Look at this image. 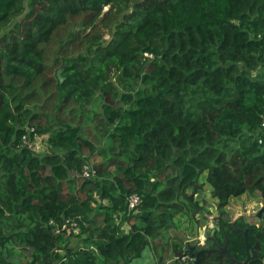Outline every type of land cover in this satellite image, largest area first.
Segmentation results:
<instances>
[{"label":"trees","instance_id":"1","mask_svg":"<svg viewBox=\"0 0 264 264\" xmlns=\"http://www.w3.org/2000/svg\"><path fill=\"white\" fill-rule=\"evenodd\" d=\"M52 90L57 109L74 102L97 131L30 107ZM37 135L45 150L30 146ZM204 173L217 226L184 249L165 233L205 211ZM245 194L264 204V0H0V257L22 246L28 264H130L149 247L165 264L166 238L179 263L199 252L200 264L244 262L249 242V264H264V211L257 225L227 210ZM75 230L83 246L52 255Z\"/></svg>","mask_w":264,"mask_h":264},{"label":"rangeland","instance_id":"2","mask_svg":"<svg viewBox=\"0 0 264 264\" xmlns=\"http://www.w3.org/2000/svg\"><path fill=\"white\" fill-rule=\"evenodd\" d=\"M130 12L131 11H129L128 8L120 9L115 14L111 15V17H113L112 20L107 24L105 30H103V32H105L106 41L111 40L114 29L124 23L125 17H127ZM59 69L60 68H57V71ZM57 101L58 93L56 90H52L48 93H41L37 100L30 103V107H32L36 112L53 116V119L58 124V126L60 125L61 128L68 126L79 128L86 127L85 132L92 131L95 133L97 131L95 128L97 122L94 120L92 115L80 112L78 105L72 101H69L60 109H57ZM89 110L92 113L96 112L94 107H91ZM99 138L101 137L97 136V145L99 141L102 142V139L99 140ZM39 142H41V139L37 143ZM38 148H40V150H44L45 146L39 144ZM90 155L87 154L88 157ZM97 161V159L91 158L90 164L95 166ZM201 183L204 187L198 192L196 199L205 206V211L196 213V216L193 218L185 215L178 216L174 220L175 226L165 233L166 236L170 235L174 240L178 239L177 242L182 243V245H184V249L190 244H192V246L199 245L200 240L198 237L200 235L202 237V241L200 242L204 243L203 246H205L208 242L207 234L217 226L216 217L219 213L217 209V201L211 196V188L206 182V173L202 174ZM255 196L256 195L245 194L239 199H233L227 207L231 218L235 220L238 217L244 216L248 222L262 225L263 220L260 218L259 212L264 207V204ZM131 225L132 223H128L127 220L121 223V227L127 231L131 230ZM211 225L214 226L211 227ZM94 232L91 231V235H93ZM66 234H68L70 237L69 244L60 250H55L52 255L58 252L62 257L68 256L81 248L84 241L88 239L87 236L84 237L80 235L79 237V235H77L78 230H75L72 234L64 233V235ZM166 241H168L166 238H162V248L157 250L158 255L163 257V262L165 264H181L177 262V258L167 252L168 246L166 245ZM31 260L32 257L30 251L22 246L11 247L9 250L6 248L1 251L0 264H28L31 262ZM130 264L160 263L158 262V258L155 253L148 247L141 258L132 261Z\"/></svg>","mask_w":264,"mask_h":264},{"label":"built area","instance_id":"3","mask_svg":"<svg viewBox=\"0 0 264 264\" xmlns=\"http://www.w3.org/2000/svg\"><path fill=\"white\" fill-rule=\"evenodd\" d=\"M148 56H151L149 54H146ZM34 130H32L33 132ZM41 139V142L37 143L39 140ZM24 142L25 143H28L30 144V141H28V139L26 137L23 138ZM37 143V144H36ZM39 144H42L45 146L44 150L46 149V144H47V139L46 137H41L39 135L36 136V139H35V142L33 144H30V146H34V149L36 151H40V148H38V145ZM86 175H89L88 172H85ZM140 203V197L137 195V194H134L132 196L129 197L128 199V214H130L131 210L135 209L136 206ZM53 224V222H51ZM72 227L76 228V223H72L71 224ZM57 232H59V229H57ZM198 239L200 241H202V237L199 236ZM196 262V258L192 255H184L182 256L181 260H180V263L181 264H195Z\"/></svg>","mask_w":264,"mask_h":264},{"label":"water","instance_id":"4","mask_svg":"<svg viewBox=\"0 0 264 264\" xmlns=\"http://www.w3.org/2000/svg\"><path fill=\"white\" fill-rule=\"evenodd\" d=\"M63 72V69L58 71V78L61 80V82L64 81V78L61 76ZM264 211V207L260 210L259 215H261V213ZM246 234V232H245ZM220 252L222 254H227L230 257V252L229 249L227 248V246L221 247L220 248ZM196 257V262L195 264H200V252L194 254ZM259 256L258 251L256 250L255 247H252L251 244L249 242H247V259L244 262H239L236 259H234L233 257H230V261L232 264H249L251 260H253L254 258H257Z\"/></svg>","mask_w":264,"mask_h":264},{"label":"crops","instance_id":"5","mask_svg":"<svg viewBox=\"0 0 264 264\" xmlns=\"http://www.w3.org/2000/svg\"><path fill=\"white\" fill-rule=\"evenodd\" d=\"M214 226V225H211V227ZM123 230H126V229H123ZM127 231V230H126ZM201 236V235H200ZM199 244L203 245L204 243L200 242L199 241Z\"/></svg>","mask_w":264,"mask_h":264}]
</instances>
